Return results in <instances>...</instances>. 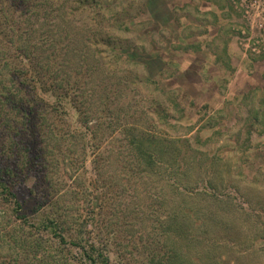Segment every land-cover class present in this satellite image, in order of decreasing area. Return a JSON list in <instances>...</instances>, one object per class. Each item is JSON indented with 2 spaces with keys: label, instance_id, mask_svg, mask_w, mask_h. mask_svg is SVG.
<instances>
[{
  "label": "rangeland",
  "instance_id": "374dc122",
  "mask_svg": "<svg viewBox=\"0 0 264 264\" xmlns=\"http://www.w3.org/2000/svg\"><path fill=\"white\" fill-rule=\"evenodd\" d=\"M65 1L67 6L78 5L75 0ZM237 3L89 0L92 6L81 4L76 12L68 11L71 13L65 19L68 45L86 60L84 66L70 62L69 71L73 67L79 72L82 68L94 70L93 102L83 109L104 133L97 131L99 148L94 151L93 147H86L88 172L85 166L76 172L72 170L69 151L75 150L79 161L82 153V145L75 139L68 148L58 141L59 137L51 143H56L58 157V152L61 153L58 177L60 182L66 181L62 192L69 194L74 191V179L82 172L86 182L88 177H95L91 172L93 158L100 156V178L106 185L98 188L102 190L98 194L105 202L98 216L94 213L98 221H91L95 225L94 234L112 264L144 262L141 250L156 219L151 220L149 210L143 208L161 201L154 198L156 193L151 186L163 181L159 194L192 193L194 197L187 201L193 209L218 208L230 216L231 221L224 228L217 227L215 233L218 240L222 237L233 240L222 249L217 247L216 251L224 258L234 264H264V43L259 53L244 48L241 38L246 21ZM96 12L101 14L98 16ZM224 12L229 13L234 30L230 44L233 52L228 60L215 55L221 43L213 36L214 28L226 18L221 17ZM2 26L5 35L8 27ZM90 37L94 43L89 42L88 46L86 40ZM214 39L218 44H213ZM67 57L73 61L70 55ZM10 62L17 63L15 59ZM15 92L27 97L22 101L30 100L27 104L33 103L36 113L47 119L52 116L49 112L52 104L59 103H54L52 94ZM59 109L51 117L54 126L62 118L60 127L69 123L83 129L70 97L63 103L65 111ZM108 123L112 124L110 128ZM127 127L135 128L136 134L145 133L150 140L147 148L157 160L155 167L145 172V177L142 174L144 178L136 184H130L126 178L129 174L126 165L137 159L128 145L131 136L128 138L127 132L124 133ZM148 134L152 136L147 137ZM181 161L189 164L186 173H182V166L171 172L170 168H175L172 162ZM170 175L179 192L166 182ZM117 178L119 185L117 181L114 183ZM32 181V177L27 181L23 178L14 189L29 223L37 221ZM93 191L90 198L98 195L96 189L92 188ZM86 205L88 208L89 204ZM196 223L202 229L204 222ZM84 235L87 237L86 231ZM159 244L163 251L156 244L154 249L165 257L169 255L171 242L165 245V240H161ZM69 247L74 258H82L76 246Z\"/></svg>",
  "mask_w": 264,
  "mask_h": 264
},
{
  "label": "trees",
  "instance_id": "16d2710c",
  "mask_svg": "<svg viewBox=\"0 0 264 264\" xmlns=\"http://www.w3.org/2000/svg\"><path fill=\"white\" fill-rule=\"evenodd\" d=\"M65 2L0 0V264H112L102 242L94 234L95 225L91 221L97 220V212H101L105 202L102 195L98 194L102 192L98 188H102V184L106 185L105 181L102 182L104 179L100 178V156L93 158L91 172L95 177H88L86 182L82 172L74 179V191L69 194L62 192L66 181L60 182L61 177H58L61 153L58 152V157L56 143H51L59 137L58 141H63L66 148L71 146L74 139L82 145L80 161L75 150L69 151L73 172L86 165V147H93L95 151L100 146L97 144V131L100 128L83 109L84 105L93 102L95 73L84 68L79 72L74 67L69 71L70 62L74 66H84L86 60L81 58L76 48H70L65 32L68 26L65 19L78 10L77 6L92 5L89 0H75L77 6H67ZM69 10L72 12L68 13ZM96 14L99 16L101 12ZM2 25L8 27L4 29L5 35ZM86 41L88 46L89 42L94 43L91 37ZM10 59H15L17 63L11 64ZM14 90L36 91L37 95L40 92L52 94L54 103L59 102L52 104L49 111L52 116L58 112V108L65 111L63 103L70 97L78 110L83 129L69 123L60 127L64 122L62 118L54 126L52 116L47 119V116L36 113L33 103L28 105L30 100L22 101L27 97ZM111 125L108 123L109 128ZM132 129L127 127L124 133L129 134L125 133L128 138L131 136L128 145L137 159L133 164L126 165L129 172L126 178L130 184H136L141 177L146 176L145 172L155 167L157 160L147 148L146 144L150 140L145 133L136 134L137 130ZM83 132L89 136L88 139ZM58 133L62 135L57 136ZM150 136L148 134L147 137ZM172 165L175 168H170L171 172L179 171L182 166V173H186L189 164L181 161L179 164L172 162ZM87 169L85 166L84 170ZM29 177L33 180L31 194L36 201L33 210L37 216V221L31 223L28 222V216L22 213L23 206L14 190L23 178L27 181ZM118 178L114 183L117 181L119 185ZM166 178L168 185L179 192L173 176ZM163 182L151 186V191L156 193L154 198L159 197L161 201L143 208L149 210L150 219L154 217L156 223L146 235L141 250L145 256L142 264H234L224 258L220 251H216L217 247L222 249L233 241L224 237L218 240L215 234L217 227L224 228L231 221L230 216L221 213L218 208H209L207 211L193 209V205L190 207L187 201V198L194 197L192 193L181 191L159 194L158 189L162 192ZM157 186L156 192L154 189ZM92 188L98 191L95 199L90 198L94 193ZM79 202L89 204L88 208ZM135 213L138 216L139 210ZM197 221L204 222L202 229ZM161 240H165V245L167 241L172 244L170 254L166 257L153 246L156 244L162 250L163 246L159 244ZM70 245L79 249L82 258L73 257Z\"/></svg>",
  "mask_w": 264,
  "mask_h": 264
},
{
  "label": "built area",
  "instance_id": "2783aa9c",
  "mask_svg": "<svg viewBox=\"0 0 264 264\" xmlns=\"http://www.w3.org/2000/svg\"><path fill=\"white\" fill-rule=\"evenodd\" d=\"M245 17L241 43L246 50L259 53L264 43V0H235Z\"/></svg>",
  "mask_w": 264,
  "mask_h": 264
},
{
  "label": "crops",
  "instance_id": "0c3cea01",
  "mask_svg": "<svg viewBox=\"0 0 264 264\" xmlns=\"http://www.w3.org/2000/svg\"><path fill=\"white\" fill-rule=\"evenodd\" d=\"M223 12V11H222ZM226 17V18H222L221 20L222 23L221 25L217 26L216 28H214L213 32V36L214 38H219L220 39V47L218 49H215V52L217 54H215L216 56H219L221 55L222 58H226L227 60L229 59L230 57V53L233 52V48H230V44H231V40H233V27H232V24L230 23V19L228 18L229 17V13H222V16L221 17ZM226 19V21H225ZM238 28V27H237ZM215 40V39H214ZM213 44H218L217 43V40H215V42H213ZM235 48V47H234ZM226 55L223 57V54ZM220 59H222L221 57H218Z\"/></svg>",
  "mask_w": 264,
  "mask_h": 264
}]
</instances>
